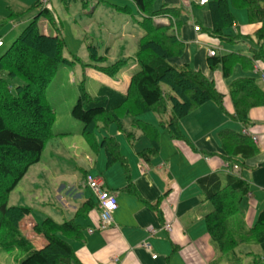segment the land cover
Returning <instances> with one entry per match:
<instances>
[{
    "label": "trees",
    "instance_id": "16d2710c",
    "mask_svg": "<svg viewBox=\"0 0 264 264\" xmlns=\"http://www.w3.org/2000/svg\"><path fill=\"white\" fill-rule=\"evenodd\" d=\"M77 2L63 0L67 8ZM157 2L160 0H133L142 18L139 25L144 34L131 59L137 67L130 72L128 85H103L95 97L83 89L71 112L72 117L82 123L81 134L90 149L95 153L103 150L107 167L120 163L128 177L129 168L121 155L119 141L105 137L99 143L96 131L100 128L115 126L130 143L145 139L149 146L139 157L149 165L160 154L161 130L167 131L173 143L189 145L196 151L182 130L181 121L209 103L226 112L225 96L217 90L213 79L189 64L174 63L185 54V43L177 33L186 23L187 10L164 3L157 8ZM203 6L212 18V27L207 32L224 42L243 41L239 34L230 35V30L238 29L235 10L246 11L250 24L261 25L250 38L254 42L250 56L215 54L207 60L211 72L221 71L224 79L230 80L237 66L248 73L254 71L258 62H264V0H207ZM41 7V0L31 6L30 10L40 9L39 14L0 56V242L4 250H17L26 255L18 264H81L72 242L84 241V228L76 219L92 210L90 201L78 208L74 219L64 223L50 217L39 223H24L31 217L32 210L8 206L13 191L30 169L41 162L49 141L55 138L52 130L56 113L46 92L63 64L66 44L60 36L54 46L41 32L39 20L42 17L55 20L51 11ZM22 15L11 13L10 19ZM155 19H167L169 24H156ZM97 45L90 47L95 62L99 61ZM100 61L107 62L105 57ZM124 64L125 61H118L111 66L95 64L92 67L115 78ZM230 96L235 111L232 119L243 127L251 124L252 110L264 107V90L254 78L232 80ZM150 113L160 118L158 126L143 120ZM218 138L225 152L219 157L233 170L209 174L197 183L204 202L212 206L205 218L211 241L221 256L232 257L242 246L264 244V210L252 227L246 225L243 201L250 194V184L238 172L243 166L240 160L255 158L260 150L250 137L230 129L220 131ZM124 190L140 199L131 182ZM22 228L27 233H23ZM28 233L32 235L28 237Z\"/></svg>",
    "mask_w": 264,
    "mask_h": 264
},
{
    "label": "crops",
    "instance_id": "0c3cea01",
    "mask_svg": "<svg viewBox=\"0 0 264 264\" xmlns=\"http://www.w3.org/2000/svg\"><path fill=\"white\" fill-rule=\"evenodd\" d=\"M37 1L39 0H14L2 3L0 0V19L3 20L5 15L8 16L14 10L18 14L33 13L34 16L23 22L27 26L39 14L40 9L30 10ZM41 3L42 9L52 10L50 0L47 5L44 0ZM160 3L187 10L186 14L190 17L186 18V23L177 33L185 43V54L174 63L189 64L194 70H201L213 79L217 90L225 96L226 112L209 103L181 121L182 130L196 151L189 145L173 143L169 137V142L161 140L159 156L147 165L141 160L139 153L149 145L137 152L126 154L123 144L119 142L121 155L127 161L129 177L120 163L107 167L106 157V162L99 168L98 173L94 169L91 170L93 173L85 171L81 179L76 177L78 179L75 185L58 178L62 193L68 195L72 191L68 197L69 204L59 197L75 216L82 204L90 201L93 205L86 215L81 214L76 219L84 228V241L72 242L81 264H220V254L211 241L205 221L212 206L209 202H204L197 182L209 174L232 170L219 157L225 155L218 138V133L222 130H233L250 137L252 141L255 138L254 142L260 150L258 156L246 161L240 160L243 166L238 169L239 175L250 184V194L243 201L246 225L252 227L264 210V107L252 110L251 124L243 127L232 119L235 111L230 96V85L234 79L254 78L264 90V62H258L254 71L248 73L237 66L230 80H225L221 71L211 72L207 63L210 51L221 55L239 53L250 56L251 47L254 46L250 38L254 37L261 25L250 24L246 11L243 14L238 13L241 10H235L238 29L230 30V35L239 34L243 36V41L224 42L207 32L212 27V18L207 7L200 5L199 0L191 4L189 0H162ZM194 7L200 8L198 14L193 12ZM200 26L202 29L196 32L195 28ZM39 27L41 28L40 25ZM44 34L48 36L46 31ZM0 39L3 37L0 36ZM136 67L133 64L127 72L128 83L130 72ZM128 83L114 84L126 87ZM201 117L204 119L193 123V120ZM143 140L145 139L140 141ZM86 177L103 178L107 190L117 197L118 209L114 214V225L105 231L99 230L98 199L87 189ZM130 182L140 199L124 190ZM248 250L247 255L257 257L255 262L264 264V244L248 246Z\"/></svg>",
    "mask_w": 264,
    "mask_h": 264
},
{
    "label": "rangeland",
    "instance_id": "374dc122",
    "mask_svg": "<svg viewBox=\"0 0 264 264\" xmlns=\"http://www.w3.org/2000/svg\"><path fill=\"white\" fill-rule=\"evenodd\" d=\"M11 1L14 0H2V3ZM77 1L67 8L63 0H50L54 22L45 17L39 20L41 32H47L53 45H56V39L61 36L66 47L63 52V64L57 70L46 92L49 104L56 113L52 130L55 138L49 141L42 154L41 162L30 169L8 201L10 207H24L32 210L31 217L24 223L31 221L39 223L47 217L53 218L58 223H64L75 218L74 212L66 208L59 197L61 196L69 204L68 197L72 191L68 192V195L62 193L61 181L58 178H63L66 182L68 180L75 185L78 179L76 177L81 179L85 171L93 173L91 170L94 169L98 173L99 168L106 162V154L103 150L97 154L90 149L81 134L82 123L75 120L71 112L83 89L95 97L103 85H112L115 82L119 85L128 83L127 72L135 64L131 59L136 55L140 36L144 34L139 25L142 18L133 0ZM194 1L189 0V3ZM160 2L156 3L157 8L161 6ZM199 11L200 8H193L194 13L198 14ZM11 13H15V10L8 16L5 15L3 20L0 19V36L5 42L4 48L0 49V56L25 29L26 25L23 22L30 16H34L30 13L10 19ZM238 13L245 12L241 10ZM187 17L190 16L186 14L185 20ZM97 44L100 47L97 49L99 61L95 62L91 56L90 47L96 48ZM102 57H105L107 62H101ZM118 61H125L126 64L115 78L92 67L95 64L111 66ZM18 81L23 84L21 80ZM201 119L204 117L193 120V123L196 124ZM143 120L156 126L160 123V118L153 113L145 115ZM161 132V140L169 142L167 131L161 130ZM96 136L99 143L105 137L115 136L123 144L126 154L137 152L148 145L146 140L128 142L124 135H119L115 126L105 130L100 128L96 131ZM28 228L30 229L29 225ZM24 229L22 228L23 233H27ZM30 235L32 234L28 233L27 236ZM248 251V246L245 245L237 251L235 256L219 255L220 264H231V261H234L232 264H259L255 263L256 256L247 255ZM25 256L21 251L4 250L0 242V264H18ZM230 258H232L231 261Z\"/></svg>",
    "mask_w": 264,
    "mask_h": 264
},
{
    "label": "built area",
    "instance_id": "2783aa9c",
    "mask_svg": "<svg viewBox=\"0 0 264 264\" xmlns=\"http://www.w3.org/2000/svg\"><path fill=\"white\" fill-rule=\"evenodd\" d=\"M205 3V0H202ZM196 32L199 28H195ZM3 46V42L0 41V47ZM211 55L214 53L211 52ZM87 185L92 193L97 197L100 208V225L99 230L105 231L114 225V214L118 209L117 197L106 188V183L102 178L88 177ZM156 259V257H154Z\"/></svg>",
    "mask_w": 264,
    "mask_h": 264
}]
</instances>
